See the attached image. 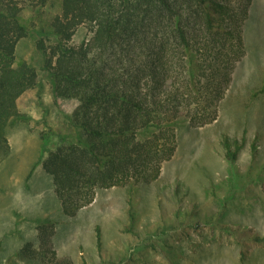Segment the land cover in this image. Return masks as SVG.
Returning a JSON list of instances; mask_svg holds the SVG:
<instances>
[{"label": "trees", "instance_id": "16d2710c", "mask_svg": "<svg viewBox=\"0 0 264 264\" xmlns=\"http://www.w3.org/2000/svg\"><path fill=\"white\" fill-rule=\"evenodd\" d=\"M48 1L0 0V161L9 151L4 130L21 117L16 101L37 85L35 70L25 61L16 63V45L29 33L20 14ZM59 1L60 12L49 23L55 44L47 51L49 38L41 30L35 46L54 96L77 101L68 117L76 139L43 149L35 164L50 176L61 213L73 217L93 202L97 189L156 182L175 153L179 122L201 127L216 120L233 68L245 53L243 32L252 0ZM81 25L93 27L92 38L72 46ZM224 142L225 156L233 160L238 147L231 150ZM127 202L125 231L132 234V199ZM239 228L232 227L245 231ZM52 229L49 220L39 222L36 255L43 264H74L53 250ZM250 238L264 245V237ZM95 249L101 259L98 227ZM240 250L244 264L249 255ZM19 254L38 259L29 244Z\"/></svg>", "mask_w": 264, "mask_h": 264}, {"label": "rangeland", "instance_id": "374dc122", "mask_svg": "<svg viewBox=\"0 0 264 264\" xmlns=\"http://www.w3.org/2000/svg\"><path fill=\"white\" fill-rule=\"evenodd\" d=\"M59 12L60 1L49 0L25 7L19 18L29 33L16 45V63L25 61L35 70L37 85L17 99L21 117L4 130L9 151L0 161V264H43L36 251L37 226L44 220L53 224L57 256L74 264H241L240 249L249 255L244 264H264V245L250 238L264 237V0H252L249 7L245 53L233 68L216 120L201 127L179 122L175 153L156 182L97 189L93 202L73 217L61 213L50 176L35 164L43 149L76 139L68 117L77 101L54 96L35 46L41 30L49 38L47 51L55 44L49 23ZM92 31L79 26L69 44L90 41ZM225 139L231 150L238 147L233 160L225 156ZM128 199L132 234L125 231ZM25 244L38 259L19 254Z\"/></svg>", "mask_w": 264, "mask_h": 264}]
</instances>
